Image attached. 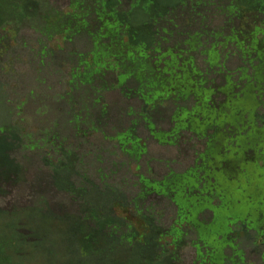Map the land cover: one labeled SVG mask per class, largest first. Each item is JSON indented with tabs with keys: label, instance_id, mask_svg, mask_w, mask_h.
Segmentation results:
<instances>
[{
	"label": "trees",
	"instance_id": "16d2710c",
	"mask_svg": "<svg viewBox=\"0 0 264 264\" xmlns=\"http://www.w3.org/2000/svg\"><path fill=\"white\" fill-rule=\"evenodd\" d=\"M59 1H41L44 15H33L0 0V31L13 36L6 43L0 34L1 115L9 121L0 127V264H252L243 248L251 232L264 263V0ZM23 57L37 66L41 87L39 74L55 71L64 87L56 96L112 82L100 106L123 108L130 125L114 119L87 133L56 103L52 118H67L66 142L75 146L37 139L40 131H27L18 116L46 94L30 92L13 106L1 78ZM95 135L107 152L91 142ZM149 141L192 150L195 161L157 177ZM80 200V215L66 213Z\"/></svg>",
	"mask_w": 264,
	"mask_h": 264
},
{
	"label": "rangeland",
	"instance_id": "374dc122",
	"mask_svg": "<svg viewBox=\"0 0 264 264\" xmlns=\"http://www.w3.org/2000/svg\"><path fill=\"white\" fill-rule=\"evenodd\" d=\"M36 1V2H35ZM35 1H30L27 2L24 0H16V2H22L21 7L23 9L27 8L29 11L33 12V15H44L45 8L42 6V3L44 4L43 1L45 0H35ZM42 1V3H41ZM67 0H60L59 4L62 7H65ZM33 2V3H31ZM38 4V11H35L33 8L30 9V5L34 6V4ZM45 6V5H44ZM25 11H23L16 20L21 19L24 20L26 18L25 16ZM199 17V16H198ZM0 34L2 37H4L6 40L5 42L7 43L13 41V36L11 32L7 29H2L0 31ZM24 35H26L29 40L33 41L34 40V34L30 31H25ZM13 45V43L11 44ZM4 49L3 45L0 42V50ZM44 53L41 54L43 56ZM76 56V55H75ZM6 55H0V72H6V65L3 63ZM16 56H13L14 59H16ZM57 59H60V55H56ZM24 59V57H23ZM47 59V58H46ZM28 62V60H27ZM37 66L34 65H26L25 64V59L23 62H15L12 66V71L13 73H10L9 75H6V77H1L2 80L6 84L9 83V85H6V93L9 95L8 99H10L11 103H13L15 106L17 103H20L21 101L25 100L26 96L29 95L30 92H36L39 94V98L42 95V93L46 94L45 99L42 101L39 99L35 100H28L27 104L24 108H22V112L19 114L18 119H24V125L23 127L29 131V132H39L37 139H42V140H48L49 142L53 143L54 145H63L64 147L72 149L71 145L72 142H66V138L68 136V133L66 131V122L67 118L65 116H54L52 118V113H51V105H57L61 106V108L64 109V105L66 106L65 108H69L71 111L68 116L73 117L75 120L82 122V125L84 128L87 130V133L90 131H94L95 128H102V127H107L108 123L112 124V121L116 123L114 119H119V122L121 125L123 124H129V120L125 117H123L124 111L123 108L119 109L116 107H112L111 110L104 111L102 109L101 101L103 100V92L104 89L108 87H113V83L105 82V80H100L98 83L99 86L97 88H85L83 87V91L75 93L74 91L77 90H67L66 93L63 96H59L56 94H59L60 92L63 91L64 87L61 84H58L59 77L54 74L55 71L51 68H47L45 71L39 74L38 77H40L43 82H45V86L42 88L37 80V76L35 74ZM221 70V68H218ZM213 74H218L213 70ZM18 75L21 76L22 80L18 82V78L16 80H12L14 76L18 77ZM103 83H107V86L103 85ZM11 84V85H10ZM102 84V85H101ZM39 88V90H38ZM105 96V95H104ZM36 96H32L34 99ZM64 104V105H61ZM9 104V103H8ZM52 107L54 110L56 107ZM8 110V105H6L3 100H0V127H3V125H7L9 122L7 119H5L1 114L6 112ZM12 120L15 122L16 118L11 117ZM110 119V120H109ZM145 119V115L138 112V115L134 117V120H137L139 123H141ZM76 122V123H77ZM119 124V125H120ZM130 125V124H129ZM167 127V126H166ZM1 130V128H0ZM16 127L11 128V136H14L16 134ZM144 137H146V133L142 134ZM86 136L85 134H77L76 139H80L81 141L85 140L83 137ZM83 139V140H82ZM111 142V140H109ZM91 142L100 145L99 147L101 150L106 151L108 150L109 146L103 142V139L101 138L100 135H95L93 139H91ZM76 143L81 144L83 147L87 148V144L85 142L80 143L77 141ZM149 148H150V153H149V159L152 160L148 166L151 168L152 172L157 176H162L166 174L170 169L173 171H183L190 166L193 165L195 161V152L192 150H187L185 147L182 148H170V147H162L157 145L156 143L149 141ZM84 149V148H83ZM85 150V149H84ZM93 156L86 155L85 159L88 161V164H93V160L96 159V156L99 155V151L95 150ZM250 158L254 160L255 154L254 152H250ZM27 156L31 157L29 154ZM22 162L23 160L20 159ZM145 161V160H144ZM143 161V162H144ZM147 163V162H146ZM144 164V163H143ZM142 164V165H143ZM143 168L145 169L144 165ZM146 170V169H145ZM124 176L128 177H133V174L129 172V169H125L123 172ZM264 175V173L262 174ZM262 191L264 189V183L263 181L260 182ZM248 195L250 197H254L255 192H248ZM44 201V200H43ZM45 202V201H44ZM39 203V204H38ZM37 206L43 208L46 212L51 211L53 215L56 216V214H59V211L55 209H49L45 204H43L42 200H39L36 203ZM84 205L83 201H78L77 203L73 204V206L68 208V211L66 213L72 214L73 216L75 215H80L82 207ZM260 212L264 214V207L260 209ZM252 213V208H248L247 214ZM226 217H233L232 219L235 220L237 216L236 213L234 214L233 212L231 213H226ZM251 219L249 218V222L253 223L256 225V221L259 220V215H252ZM84 217V215H83ZM240 219V218H239ZM250 225V224H249ZM258 229H261L264 231V224L263 226H259L258 224ZM250 240L244 238V244L243 248L246 251L248 262L252 264H264L261 260V255L259 249H256L253 246V236L255 234L251 232L249 235ZM186 255H187V261L188 263L192 262V257L194 255L192 249H187L186 250Z\"/></svg>",
	"mask_w": 264,
	"mask_h": 264
}]
</instances>
